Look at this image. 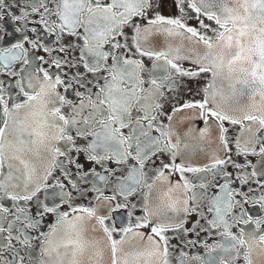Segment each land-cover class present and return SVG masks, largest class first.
Masks as SVG:
<instances>
[{"label":"snow or ice","instance_id":"6c2138e0","mask_svg":"<svg viewBox=\"0 0 264 264\" xmlns=\"http://www.w3.org/2000/svg\"><path fill=\"white\" fill-rule=\"evenodd\" d=\"M165 2L0 0V264H264V0Z\"/></svg>","mask_w":264,"mask_h":264},{"label":"flooded vegetation","instance_id":"af4514ba","mask_svg":"<svg viewBox=\"0 0 264 264\" xmlns=\"http://www.w3.org/2000/svg\"><path fill=\"white\" fill-rule=\"evenodd\" d=\"M163 11V14L165 15H172L173 14V8H172V4H171V0H166L165 4H164V7L162 9ZM188 23L192 26H198V21L197 20H190L188 21ZM205 23H209V21L205 20ZM191 87H193V89L195 88V83H191L190 84ZM183 99H188L190 98L189 96V93L187 92L186 89L184 88H181L180 92L178 93ZM197 99H199V97H196ZM230 134H235V130L233 129L232 132ZM189 227L191 226V223L188 225ZM201 236H205L204 233H201ZM189 238L191 239H196V237L193 235V236H190ZM213 239H215V237H213ZM183 240V237L180 238V240H174L173 243H180L181 241ZM212 240H209V243H211ZM175 251V250H173ZM190 253L191 254H195L197 252H199L200 254H203V249L202 248H190L189 249Z\"/></svg>","mask_w":264,"mask_h":264}]
</instances>
